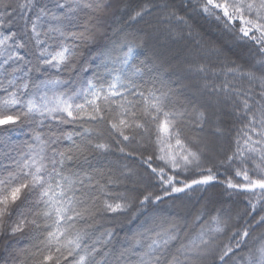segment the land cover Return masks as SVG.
Returning <instances> with one entry per match:
<instances>
[{
    "label": "snow or ice",
    "instance_id": "6c2138e0",
    "mask_svg": "<svg viewBox=\"0 0 264 264\" xmlns=\"http://www.w3.org/2000/svg\"><path fill=\"white\" fill-rule=\"evenodd\" d=\"M0 264H264V0H0Z\"/></svg>",
    "mask_w": 264,
    "mask_h": 264
},
{
    "label": "trees",
    "instance_id": "16d2710c",
    "mask_svg": "<svg viewBox=\"0 0 264 264\" xmlns=\"http://www.w3.org/2000/svg\"><path fill=\"white\" fill-rule=\"evenodd\" d=\"M207 38L216 39L217 37H216L215 33L210 32V33L207 34Z\"/></svg>",
    "mask_w": 264,
    "mask_h": 264
}]
</instances>
